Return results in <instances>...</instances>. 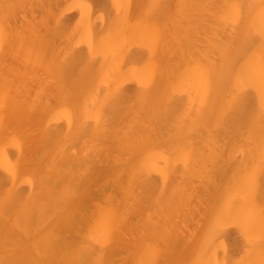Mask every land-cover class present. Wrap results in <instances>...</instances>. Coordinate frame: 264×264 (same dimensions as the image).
I'll list each match as a JSON object with an SVG mask.
<instances>
[{
  "label": "bare ground",
  "instance_id": "bare-ground-1",
  "mask_svg": "<svg viewBox=\"0 0 264 264\" xmlns=\"http://www.w3.org/2000/svg\"><path fill=\"white\" fill-rule=\"evenodd\" d=\"M146 2L0 0V26L9 32V42L0 47V196L9 163L19 161L21 172L34 177L33 185L17 186V204L7 215L0 208V261L67 264L77 258L88 228L111 212L118 223L115 237L106 251L89 259L102 256L106 264H136L146 241H154L159 264H184L196 247V233L210 223V192L235 166L258 154V121L250 134L244 129L233 136L211 110L187 115L191 101L173 91L172 72L189 53L211 55L220 43L213 27L218 9L204 5H259L261 0H158L170 7L161 18L164 36L152 60L156 70L151 87L119 81V100L93 107L94 93L84 84L82 66L96 62L100 72L123 63H149L138 40L114 34L105 42L109 27L98 17L114 3L131 5L135 14ZM80 3L93 5L92 51L87 36L83 41L79 35L72 38L80 10L68 6ZM37 53L40 63L35 62ZM61 106L71 111V123L51 118ZM233 139L237 149L243 147L239 160ZM149 149L167 152L170 176L162 200L164 181L157 171L142 170ZM181 150L191 153L188 168L178 161ZM259 206L257 201V211ZM216 248L221 260L226 249L233 264L241 258L255 264L261 257L258 246L245 250L234 228L223 231Z\"/></svg>",
  "mask_w": 264,
  "mask_h": 264
},
{
  "label": "snow or ice",
  "instance_id": "snow-or-ice-1",
  "mask_svg": "<svg viewBox=\"0 0 264 264\" xmlns=\"http://www.w3.org/2000/svg\"><path fill=\"white\" fill-rule=\"evenodd\" d=\"M68 7L80 10V20L72 38L75 39L76 35H79L83 41L87 36L89 49L92 51L93 5L80 3ZM131 7L123 3H114L98 17L109 27L104 41L110 40L114 34L123 37L126 41L138 40L149 57V63L143 65L136 63L133 66L123 63L118 68L113 66L107 71L102 69L100 72L96 70V62L82 67L78 65L81 67L87 90L94 93L93 107L96 104L103 106L117 102L122 91L119 81L135 80L144 90L152 85L156 70L152 60L164 36L161 18L170 6L159 3L158 0H149L138 5L135 14L129 11ZM183 7L176 5L177 9ZM203 7L218 9L213 27L220 34V43L216 45L211 55L202 53L197 56L189 53L185 63L177 65L172 72L173 91H179L182 94L181 99L184 95L189 97L191 104L187 115L190 116L193 111L203 115L205 111L211 110L213 115L218 114L219 126L230 129L233 136L239 135L244 129L250 134L258 121L261 127V141L258 154L253 160L248 164L241 162L235 166V171H232L226 180L219 181L216 190L210 192L206 205L210 223L202 232L196 233L199 237L196 247L191 258L184 264H233V261L228 259L226 249L224 259L221 260L219 248H216L223 231L229 228H234L239 233L245 250L250 251L257 246L260 248L261 257L255 264H264V0H261L259 5L225 3ZM86 14L87 23H85ZM223 33L227 34L226 39ZM8 42V29L0 26V47ZM112 55L115 59L114 52ZM212 56L215 58H211ZM69 58V53L66 52L65 60ZM35 62H41L38 53ZM101 95H104L103 101L100 100ZM51 118L68 119L71 123L72 113L66 106H61L58 111L52 113ZM96 122L98 126L101 123L99 114L96 116ZM232 143L233 150L237 152L236 159L239 160L243 147L237 149L238 141L235 139ZM178 161L188 168L192 162L191 153L181 150ZM166 164V150L159 153L155 149L146 151L142 170L157 171L164 181L158 198L161 200L167 194L166 186L170 176ZM4 171L7 175L4 178V192L0 196V208L7 215L17 204L19 194L17 186L33 185L34 177L27 172H21L19 161L16 164L9 163ZM257 201L260 205L258 211ZM117 230L118 223L114 214L106 213L88 228L85 239L80 242L77 258L67 264H106L102 256L95 260L88 257L95 255L97 251L101 253L106 251ZM158 255L159 248L156 247L155 242L146 241V246L141 251L140 259L136 264H159L156 259ZM0 264H20V262L3 260ZM235 264H253V262L241 258L236 260Z\"/></svg>",
  "mask_w": 264,
  "mask_h": 264
}]
</instances>
